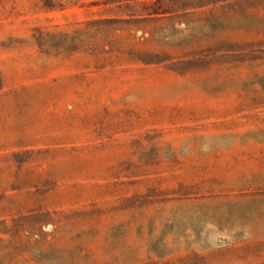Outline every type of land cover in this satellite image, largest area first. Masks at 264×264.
<instances>
[{
    "label": "rangeland",
    "instance_id": "rangeland-1",
    "mask_svg": "<svg viewBox=\"0 0 264 264\" xmlns=\"http://www.w3.org/2000/svg\"><path fill=\"white\" fill-rule=\"evenodd\" d=\"M0 264H264V0H0Z\"/></svg>",
    "mask_w": 264,
    "mask_h": 264
}]
</instances>
